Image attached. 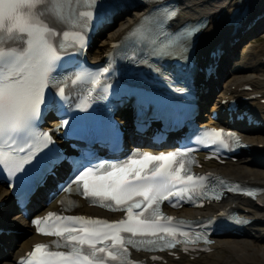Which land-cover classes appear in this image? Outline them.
I'll return each instance as SVG.
<instances>
[{"label":"snow or ice","instance_id":"6c2138e0","mask_svg":"<svg viewBox=\"0 0 264 264\" xmlns=\"http://www.w3.org/2000/svg\"><path fill=\"white\" fill-rule=\"evenodd\" d=\"M97 4L98 0H40L35 12L41 25L39 30L28 28V37L0 39V46L24 53L15 58H0V173L6 174L9 180L25 171V165L52 143L51 136L38 129L37 120L44 110L66 99L69 89L56 75L57 69L62 57L69 55V48L86 47V29L92 22V9ZM158 11L167 13V18L176 15L167 8ZM155 23L159 26L161 21L156 18ZM65 29L71 32L70 37ZM192 34V31L186 32L184 40H189ZM173 47L169 43L154 54L161 58L171 56ZM181 47L186 50L185 45ZM152 70L160 73L158 66ZM108 72V67L101 70V73ZM101 73L82 70L72 84L83 86L85 97H90L101 83ZM49 89L53 92L51 99L46 94ZM84 104L87 105V99ZM80 110L86 111V106H81ZM61 123L66 125L68 121ZM223 135L222 131H206L203 142L223 144ZM227 136L240 146L238 137L231 133ZM186 155L183 151L159 155L143 153L129 156L124 161L78 166L61 191L70 193L75 185L78 194L90 199L95 206L123 211L125 217L109 223L84 216L48 213L42 219L33 220V224L38 234L54 236L56 240L52 245H36L19 264H130L129 247L136 251H164L180 244L187 252V245L196 243L201 236L193 237L181 231L177 225H183L184 221L174 224L173 217H165L160 211L163 200H170L172 207H178L179 204L170 198L191 200L192 192L205 187L201 182L206 177L190 174L188 161L184 159ZM219 183L225 184L223 180ZM178 185L184 187L177 188ZM227 190L253 198L256 195L255 190L242 189L239 185H229ZM203 194L207 195L206 192ZM214 198L220 199V196ZM134 209L141 211L134 212ZM149 210L150 214L145 215ZM61 248L66 251H60Z\"/></svg>","mask_w":264,"mask_h":264},{"label":"bare ground","instance_id":"6f19581e","mask_svg":"<svg viewBox=\"0 0 264 264\" xmlns=\"http://www.w3.org/2000/svg\"><path fill=\"white\" fill-rule=\"evenodd\" d=\"M243 6H246L248 10V16L245 20L247 22L264 10V0H181V11L176 21L182 23L203 16L208 19L207 27L196 38L195 43L197 51L206 53L230 28L227 26V22L231 11L236 7L241 8ZM142 13V10L132 9L117 16L114 23L98 35L99 40L89 52V60L95 61L102 58L109 44L118 39L124 31L138 20ZM258 29H262L264 34V18L258 21L245 35ZM258 39H261V37L254 38L253 41L256 42ZM229 56L233 58L227 62L226 58ZM227 57H221L220 69L218 70L221 81L216 85L215 95L211 100L208 112H211L212 109L221 111L224 107L221 101L226 98L236 97L239 100L254 93L261 94L260 98H264V46L250 47L241 55L233 54L232 47L228 50ZM211 85H214V81L210 79L207 86L210 88ZM244 85H249L252 88L251 91H239ZM260 98L247 101L239 100V102L242 110L245 109L253 118L263 121L264 104L260 103ZM206 116H209V113ZM244 133L247 142L251 145L249 153L243 157L241 156L238 163L227 162L218 169L227 178L264 187V148H254V146L260 144L264 146V124L254 129L246 128ZM11 200V195L0 186V227L17 232V234L9 236H0V244L4 245L2 247L8 246L7 252L0 251V264H14L15 259L21 256L32 243L41 240L32 235L29 238L21 239L19 243L15 242V239L22 236L21 233L30 232V228L28 222L19 212L13 213L14 208L11 206ZM53 204L50 206H53ZM261 204L259 206L249 204L244 200L231 199L223 201L220 205L209 206L195 212V216L202 215L204 212L215 213L226 206L234 205L235 209H241L240 213L242 215L254 219V221L239 235L217 236L215 244L212 246L214 250L210 258L200 256L203 261L199 258L192 261L184 257L176 261L167 258L166 264H243L250 260L253 254H260L261 258L264 259L263 250L252 245L253 241L264 243V194L261 198ZM83 211H88V209L83 207ZM180 212H188V210L183 208ZM252 232L253 236L251 235Z\"/></svg>","mask_w":264,"mask_h":264},{"label":"clouds","instance_id":"9594fccd","mask_svg":"<svg viewBox=\"0 0 264 264\" xmlns=\"http://www.w3.org/2000/svg\"><path fill=\"white\" fill-rule=\"evenodd\" d=\"M39 5L40 0H0V39L7 41L13 36L28 37V28L39 30L41 25L35 15ZM23 54L15 48L0 46V58H15Z\"/></svg>","mask_w":264,"mask_h":264},{"label":"rangeland","instance_id":"374dc122","mask_svg":"<svg viewBox=\"0 0 264 264\" xmlns=\"http://www.w3.org/2000/svg\"><path fill=\"white\" fill-rule=\"evenodd\" d=\"M257 37H261V39H258L256 42H254L253 39L254 38H257ZM255 46H264V34H263L262 29L261 30L254 31L252 34H250L248 36L247 35L244 36V38L241 39L240 43L237 46L234 47L233 51H234V54L241 55L247 49H249L250 47H255ZM262 148H264V146H262ZM259 149H261V148H259ZM235 163H238V161L235 162ZM251 235L252 236L254 235L253 232L251 233ZM252 245L253 246H257V248L262 249L263 250V253H264V243H260V242H257V241H253L252 242ZM246 249L248 251H250V249H248V248H246ZM211 254L212 253H209V254H207L205 256H208L210 258ZM202 259L199 258V260L203 261ZM243 264H264V259L261 258L260 254H258V255L257 254H253L252 255V258L250 260H247Z\"/></svg>","mask_w":264,"mask_h":264}]
</instances>
